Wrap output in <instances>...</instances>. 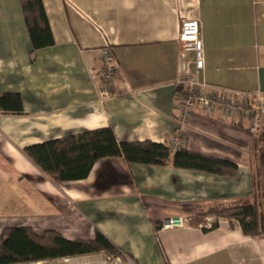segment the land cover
I'll use <instances>...</instances> for the list:
<instances>
[{
  "label": "crops",
  "instance_id": "obj_1",
  "mask_svg": "<svg viewBox=\"0 0 264 264\" xmlns=\"http://www.w3.org/2000/svg\"><path fill=\"white\" fill-rule=\"evenodd\" d=\"M41 3L53 43L32 53L19 0H0V95H18L22 103L19 114L0 113V233L27 227L39 236L53 231L92 241L97 230L130 264H264V238L245 236L236 222L201 216L254 201L252 176L264 173L254 137L218 110L191 116L181 129L182 148L235 164V178L115 157L96 162L84 180L54 185L23 154L101 128H110L117 142H165L180 128L175 81L192 59L178 42L183 20L200 22L205 83L264 93V0ZM103 50L113 57L115 84L112 98L98 104ZM175 216L187 218L188 227L163 229ZM104 256L27 264H100Z\"/></svg>",
  "mask_w": 264,
  "mask_h": 264
},
{
  "label": "trees",
  "instance_id": "obj_2",
  "mask_svg": "<svg viewBox=\"0 0 264 264\" xmlns=\"http://www.w3.org/2000/svg\"><path fill=\"white\" fill-rule=\"evenodd\" d=\"M32 53L52 45V36L41 0H19ZM18 95H0V113H21ZM256 145L264 149V132L255 138ZM255 145V146H256ZM257 147V146H256ZM256 150V148H255ZM264 153V150L256 151ZM23 154L54 184L84 180L96 162L105 158H122L127 165L174 169L235 178V164L193 153L186 149L171 151L166 144L143 142H117L110 128H101L81 134L65 136L23 149ZM259 166L264 169V157ZM255 200L234 202L229 207L209 208L201 214L236 222L242 233L252 239L264 238V173L252 176ZM261 192V200L256 198ZM155 225V224H154ZM214 222L210 230L215 229ZM97 254L110 257L127 255L120 252L102 233L95 231L92 241H70L59 233L47 231L36 235L31 228H7L0 233V264H27L58 259H70Z\"/></svg>",
  "mask_w": 264,
  "mask_h": 264
},
{
  "label": "built area",
  "instance_id": "obj_3",
  "mask_svg": "<svg viewBox=\"0 0 264 264\" xmlns=\"http://www.w3.org/2000/svg\"><path fill=\"white\" fill-rule=\"evenodd\" d=\"M181 52L192 56L185 60L183 71L175 81L179 111V126L165 142L171 151L182 148V127L197 111L218 110L221 119H235L243 124L255 138L264 132V93L240 92L208 85L201 79L204 72L203 44L201 40L200 22L198 19L183 20L180 24L179 39ZM100 84L96 88V102L103 104L112 98L115 84V63L111 53L103 50L99 66ZM189 225L184 217L166 219L163 229H184ZM131 263L128 257L104 256L100 264Z\"/></svg>",
  "mask_w": 264,
  "mask_h": 264
},
{
  "label": "rangeland",
  "instance_id": "obj_4",
  "mask_svg": "<svg viewBox=\"0 0 264 264\" xmlns=\"http://www.w3.org/2000/svg\"><path fill=\"white\" fill-rule=\"evenodd\" d=\"M257 146V147H256ZM255 146V148H256V150L255 151H260V150H264V149H261V145H256ZM209 217H211L212 218V220H216V218L215 217H212V216H209Z\"/></svg>",
  "mask_w": 264,
  "mask_h": 264
}]
</instances>
